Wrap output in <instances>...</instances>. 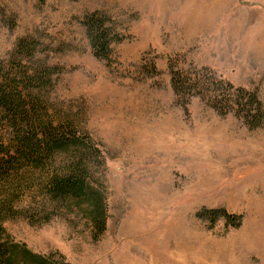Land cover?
Listing matches in <instances>:
<instances>
[{"label": "rangeland", "instance_id": "1", "mask_svg": "<svg viewBox=\"0 0 264 264\" xmlns=\"http://www.w3.org/2000/svg\"><path fill=\"white\" fill-rule=\"evenodd\" d=\"M94 12L124 37L111 66L83 25ZM171 63L208 69L264 104V0H0V67L51 74L35 93L56 124L100 149L92 172L107 210L96 238L80 209H44L37 195L33 224H4L13 242L56 264H154L153 249L180 264H264V125L251 130L198 97L184 110ZM31 205L28 195L18 209ZM210 209L240 216V227L198 216Z\"/></svg>", "mask_w": 264, "mask_h": 264}, {"label": "trees", "instance_id": "2", "mask_svg": "<svg viewBox=\"0 0 264 264\" xmlns=\"http://www.w3.org/2000/svg\"><path fill=\"white\" fill-rule=\"evenodd\" d=\"M83 25L94 56L111 66L114 46L123 43L124 37L101 12L86 15ZM20 50L34 48L23 40ZM152 70L155 74V65ZM41 73L0 67V264H56L13 242L4 228L6 222L22 216L33 224L41 208L37 195L44 198V209L48 202L80 209L92 223L96 238L106 232V195L92 172L102 153L90 137L49 117L46 101L35 90L44 89L51 74ZM171 86L186 111L198 97L222 117L235 112L251 130L264 125V104L257 92L219 81L208 69L183 71L171 63ZM28 195L34 205L19 210ZM198 216L212 223L223 218L236 227L242 223L240 216L224 209L204 210Z\"/></svg>", "mask_w": 264, "mask_h": 264}, {"label": "bare ground", "instance_id": "3", "mask_svg": "<svg viewBox=\"0 0 264 264\" xmlns=\"http://www.w3.org/2000/svg\"><path fill=\"white\" fill-rule=\"evenodd\" d=\"M153 250L155 251L154 254L157 252V258H154V264H156V262L158 264H180L179 261L172 259L169 256V253L166 252V250H160V249H153Z\"/></svg>", "mask_w": 264, "mask_h": 264}]
</instances>
